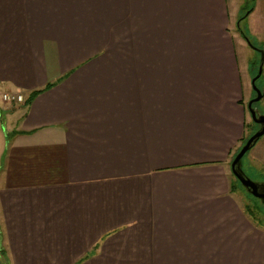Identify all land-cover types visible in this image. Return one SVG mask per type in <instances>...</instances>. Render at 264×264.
I'll return each instance as SVG.
<instances>
[{
	"label": "crops",
	"instance_id": "1",
	"mask_svg": "<svg viewBox=\"0 0 264 264\" xmlns=\"http://www.w3.org/2000/svg\"><path fill=\"white\" fill-rule=\"evenodd\" d=\"M240 12L0 0L1 101L26 98L0 103V264H264L231 168L254 127ZM247 15L264 52V0ZM250 157L264 170V135Z\"/></svg>",
	"mask_w": 264,
	"mask_h": 264
},
{
	"label": "rangeland",
	"instance_id": "2",
	"mask_svg": "<svg viewBox=\"0 0 264 264\" xmlns=\"http://www.w3.org/2000/svg\"><path fill=\"white\" fill-rule=\"evenodd\" d=\"M238 2L240 4V9H241L239 19H241L242 17L244 18H242L240 24H238V22L240 21L237 22V26L234 29V33L238 41L242 42V40H245L244 41L245 43H243V45H238V50L240 53L239 56L240 58L242 57L246 62L248 59H250V62L251 61L253 62V68L250 70L251 80H253L255 74H257V72L259 71V65H260L259 62L261 60V54L260 52L255 50V48H253L246 39H243V35L241 34V29L248 33V35L252 38V40L257 46L259 47L262 46L257 41H255V39L250 35V32H248L247 30L248 22H250V19L247 14L250 11V9H252L253 0H238ZM256 84L260 89H262L261 87H263L264 85V69H263V76L261 77V79L256 81ZM252 88H253V83H252ZM255 96H256V92L254 91L252 97L250 98L246 97L245 101L247 107L249 105V102ZM261 100L258 101V104L255 106V108L258 110L260 114L264 113V105H263V101ZM0 103L4 106L8 105L9 108L14 107L16 105L15 103L1 101V97H0ZM249 122L252 123L254 126L253 129L251 130L252 132L251 135H252L259 128L260 124L254 122L251 116ZM248 137L249 136H247V138ZM260 142L262 143V141ZM242 144L243 142L240 144L239 148L242 146ZM250 154H251V150L248 151L247 154L243 157L242 167L249 178H251L253 181L257 183H263L264 170L263 169L257 170L249 165V159L251 158ZM232 177L233 180H235L236 195L238 198V202L240 203L244 214L248 217V219L252 222V224L255 227L264 230V202L260 198H257L253 196L251 193H249L247 188L238 181V179L234 176V174H232Z\"/></svg>",
	"mask_w": 264,
	"mask_h": 264
},
{
	"label": "water",
	"instance_id": "3",
	"mask_svg": "<svg viewBox=\"0 0 264 264\" xmlns=\"http://www.w3.org/2000/svg\"><path fill=\"white\" fill-rule=\"evenodd\" d=\"M245 38L248 41V43L252 46L250 39L248 37ZM263 69H264V52H262L261 54L259 71L252 80L253 88L254 91L256 92V96L249 102L248 105L253 120L256 123H259L260 127L247 139L245 144H243V146L240 148L238 153L235 155L234 159L232 160L231 168L236 178L242 183V185H244L247 188L249 193H251L253 196L257 198H260L264 202V182L257 183L253 181L251 178L248 177V175L245 173L242 167L243 157L246 155L248 151H250L256 145L259 139L264 135V114H260L258 110L253 106L255 102L260 101L264 96V93L256 84L257 79L263 73Z\"/></svg>",
	"mask_w": 264,
	"mask_h": 264
},
{
	"label": "trees",
	"instance_id": "4",
	"mask_svg": "<svg viewBox=\"0 0 264 264\" xmlns=\"http://www.w3.org/2000/svg\"><path fill=\"white\" fill-rule=\"evenodd\" d=\"M251 10V9H250ZM247 16V15H246ZM242 18H244V17H242ZM242 18L241 19H239V24L241 23V21H242ZM241 33H242V35H243V37H248L249 39H250V41H251V43H252V47L253 48H255V50H257L258 52H260V54H262V52H263V48L262 47H259V46H257L255 43H254V41L252 40V38L248 35V33L247 32H245L244 30H242L241 29ZM261 61V60H260ZM259 64H260V62H259ZM258 73V72H257ZM257 74H255V76H256ZM263 76V74L257 79V80H259V79H261V77ZM52 84H50V86H51ZM41 91H43V89H41V90H36V91H34V92H32V94L30 95V97L28 98V100H27V102L28 103H30L31 101H32V99L35 97V95H37L38 93H40ZM262 92H264L263 90H262ZM258 104V102H255L254 104H253V106L255 107L256 105ZM250 137V136H249ZM248 137V138H249ZM247 137L245 138H242V142H243V144H245V142L247 141V139H248ZM243 144H242V146H243ZM241 146V147H242ZM240 147V148H241ZM240 148L237 150V152H236V154L238 153V151L240 150ZM247 154V153H246ZM235 157V156H234ZM234 159V158H233ZM239 181V180H238ZM240 182V181H239ZM241 183V182H240ZM235 188H236V186H235Z\"/></svg>",
	"mask_w": 264,
	"mask_h": 264
},
{
	"label": "built area",
	"instance_id": "5",
	"mask_svg": "<svg viewBox=\"0 0 264 264\" xmlns=\"http://www.w3.org/2000/svg\"><path fill=\"white\" fill-rule=\"evenodd\" d=\"M2 100L9 103H22L26 98L23 92L8 91L2 94Z\"/></svg>",
	"mask_w": 264,
	"mask_h": 264
}]
</instances>
